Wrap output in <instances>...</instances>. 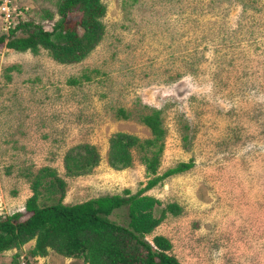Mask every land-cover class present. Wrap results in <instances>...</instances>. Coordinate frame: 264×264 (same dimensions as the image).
Here are the masks:
<instances>
[{
	"label": "rangeland",
	"instance_id": "obj_1",
	"mask_svg": "<svg viewBox=\"0 0 264 264\" xmlns=\"http://www.w3.org/2000/svg\"><path fill=\"white\" fill-rule=\"evenodd\" d=\"M58 1L12 3L25 11L21 19L50 29ZM101 3L103 35L76 64H59L41 48L0 47V218L26 215L30 183L45 167L64 181L55 198L66 205L142 189L153 176L140 153L114 170L108 143L115 133L150 138L140 117L157 110L165 135L156 175L192 166L143 194L180 208L166 212L147 241L167 238L180 264H264V0ZM82 74L90 80L67 84ZM83 145L100 161L89 174L67 175L63 156ZM45 195L39 201H51ZM110 219L126 225V207ZM33 247L34 240L11 242L0 264H84Z\"/></svg>",
	"mask_w": 264,
	"mask_h": 264
},
{
	"label": "trees",
	"instance_id": "obj_2",
	"mask_svg": "<svg viewBox=\"0 0 264 264\" xmlns=\"http://www.w3.org/2000/svg\"><path fill=\"white\" fill-rule=\"evenodd\" d=\"M55 7L58 18L50 29L32 19L16 18V25L7 34H0V47L33 54L41 48L63 65L82 61L103 35L104 5L101 0H59ZM45 14L52 19L53 14ZM81 78L90 80L82 74L80 78H69L67 84L80 85ZM117 116L127 117L122 109ZM140 122L149 129L151 137L141 140L131 134H113L109 138L107 162L110 168L123 170L132 163L131 151L137 150L147 175L153 176L142 189L134 194L125 190L124 195H105L66 205L55 198L63 192L64 181L45 167L42 173L46 179L42 182L43 177L36 175L30 183L32 194L24 203L26 215L16 212L0 218V251L11 242L24 244L34 240L32 254L45 256L50 250L65 258L80 259L84 264H180L169 253L171 243L167 238L154 235L152 242L145 238L153 233L166 212L176 214L180 208L173 203L158 207L156 199L143 194L163 179L190 169L192 163L180 162L156 175L165 135L159 112L151 110L140 117ZM99 161L95 147L83 145L65 153L63 167L67 175L79 176L89 174ZM44 192L45 200L51 201H39ZM122 207L127 210L126 225L110 219Z\"/></svg>",
	"mask_w": 264,
	"mask_h": 264
},
{
	"label": "built area",
	"instance_id": "obj_3",
	"mask_svg": "<svg viewBox=\"0 0 264 264\" xmlns=\"http://www.w3.org/2000/svg\"><path fill=\"white\" fill-rule=\"evenodd\" d=\"M12 2L13 0H0V15L2 17L0 21H3L2 30L5 32L10 27L16 25V18L22 17V11H20Z\"/></svg>",
	"mask_w": 264,
	"mask_h": 264
}]
</instances>
